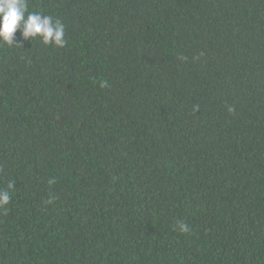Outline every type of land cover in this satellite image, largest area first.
I'll list each match as a JSON object with an SVG mask.
<instances>
[{
	"label": "trees",
	"instance_id": "trees-1",
	"mask_svg": "<svg viewBox=\"0 0 264 264\" xmlns=\"http://www.w3.org/2000/svg\"><path fill=\"white\" fill-rule=\"evenodd\" d=\"M28 4L67 44L0 45V264H264V0Z\"/></svg>",
	"mask_w": 264,
	"mask_h": 264
},
{
	"label": "clouds",
	"instance_id": "clouds-1",
	"mask_svg": "<svg viewBox=\"0 0 264 264\" xmlns=\"http://www.w3.org/2000/svg\"><path fill=\"white\" fill-rule=\"evenodd\" d=\"M17 32L22 39L39 37L41 43L51 44L57 48H63L67 44L65 25L59 19L42 12L29 11L28 0H0V45L20 44L19 41H15ZM228 111L232 112L234 109L230 107ZM14 188L12 182L5 188H0V210L5 214L11 202L9 190ZM178 228L181 233L190 231L188 225L183 222L178 224Z\"/></svg>",
	"mask_w": 264,
	"mask_h": 264
}]
</instances>
